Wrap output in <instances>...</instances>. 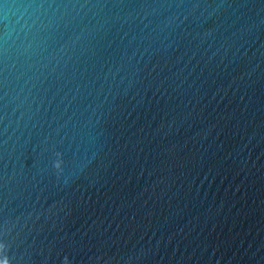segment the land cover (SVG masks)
<instances>
[{"label":"water","instance_id":"1","mask_svg":"<svg viewBox=\"0 0 264 264\" xmlns=\"http://www.w3.org/2000/svg\"><path fill=\"white\" fill-rule=\"evenodd\" d=\"M6 264H264V0H0Z\"/></svg>","mask_w":264,"mask_h":264},{"label":"clouds","instance_id":"2","mask_svg":"<svg viewBox=\"0 0 264 264\" xmlns=\"http://www.w3.org/2000/svg\"><path fill=\"white\" fill-rule=\"evenodd\" d=\"M0 264H6V262H5V258L0 257Z\"/></svg>","mask_w":264,"mask_h":264}]
</instances>
